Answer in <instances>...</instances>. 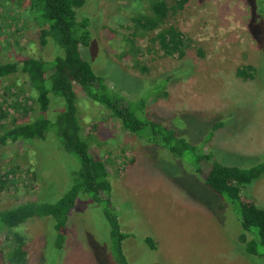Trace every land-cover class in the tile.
Wrapping results in <instances>:
<instances>
[{
    "label": "rangeland",
    "instance_id": "rangeland-1",
    "mask_svg": "<svg viewBox=\"0 0 264 264\" xmlns=\"http://www.w3.org/2000/svg\"><path fill=\"white\" fill-rule=\"evenodd\" d=\"M153 1L85 0L77 14L78 20L88 19L89 45L79 50L95 74L131 101L140 119L172 129L189 146L175 156L150 140L151 130L126 131L109 110L73 85L82 139L108 170L110 204L127 235L123 253L128 264H264L263 246L257 255L246 250V242L257 241V230L245 232L235 205L204 180L210 164L205 165V156L229 167L264 162V0H189L169 13L161 28L173 26L183 34L180 59L160 50L159 29L146 31L136 23L151 16ZM27 4L0 0V63L64 56L52 39L42 43V27ZM248 65L255 70L245 81L237 73ZM33 95L23 75L0 81V96L21 97L15 122L31 120L37 110ZM49 98L44 117L52 121L64 102L53 94ZM15 122L9 118L7 124ZM80 167L52 129L43 140L1 147L0 210L57 202ZM240 196L264 208V175L242 187ZM94 200L92 194L78 195L59 250L48 217L1 231L0 264H10L18 236L27 245L25 264H117L104 214L108 205Z\"/></svg>",
    "mask_w": 264,
    "mask_h": 264
},
{
    "label": "trees",
    "instance_id": "trees-1",
    "mask_svg": "<svg viewBox=\"0 0 264 264\" xmlns=\"http://www.w3.org/2000/svg\"><path fill=\"white\" fill-rule=\"evenodd\" d=\"M26 1L28 13L42 27V43H47L50 38L63 48L65 53L64 56L56 57L52 61L28 58L20 62L0 63V81L3 82L12 75L25 76L37 104V110L29 122H15L21 117L18 114L21 97L16 101L0 96V148L14 145L19 141L43 140L47 131L52 129L62 149L77 156L81 167L70 190L57 202H24L0 210V232L17 229L33 218L48 217L51 219H49L50 235L55 233V247L59 250L64 242V228L78 195L88 193L94 196L95 202L107 203L104 214L110 227L112 252L117 264H128L122 250V242L127 235L121 231L117 215L110 204L108 170L102 161L91 154L86 142L82 139L73 85L77 84L90 100L109 110L126 131L136 134L144 129L151 130L150 140L168 149L175 156L182 155V151L189 146L180 140L172 129L153 121L140 119L131 101L110 89L105 79L95 74L90 64L81 57L80 46H88L90 40L88 19L78 20L77 18L78 10L83 7L85 0ZM188 1L174 0L173 6H168L165 0L153 1L150 3L151 16L136 19V23L146 31L159 29L156 38L165 56H176L179 59L184 56L183 34L173 26L166 28L161 26L169 13L182 10ZM245 67L246 72L240 71L237 74L246 81L253 78L255 69L249 65ZM51 94L62 98L64 102L63 109L52 121L44 117L49 108ZM139 109H142V106ZM23 110L26 115L27 109ZM11 112H13L12 115H10ZM9 118L11 122H15L11 127L7 124ZM204 158L205 165L207 162L210 163L204 176L206 185L235 205L245 232L252 228L257 230V241L246 242V250L257 255L258 246L264 247V208L258 207L252 200H242L240 192L242 187L264 175V162L250 168H239L212 162L209 156ZM0 184V188H3L5 182L0 180ZM244 238L245 235L242 234L240 241L245 243ZM15 240L16 245L8 261L10 264H25L27 245L19 236ZM146 243L154 248L150 239L147 238ZM260 256L264 260V253Z\"/></svg>",
    "mask_w": 264,
    "mask_h": 264
}]
</instances>
